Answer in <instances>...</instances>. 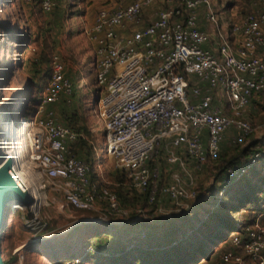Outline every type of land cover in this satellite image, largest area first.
<instances>
[{"label": "built area", "instance_id": "1", "mask_svg": "<svg viewBox=\"0 0 264 264\" xmlns=\"http://www.w3.org/2000/svg\"><path fill=\"white\" fill-rule=\"evenodd\" d=\"M54 1L38 0V6L48 12ZM158 3L166 6L158 7L145 23L144 12ZM249 3L251 11L227 30L212 0H131L95 14L89 40L96 82L102 89L92 106L105 130V152L127 172L137 191L147 193L149 203L159 202L161 195L185 209L183 201L196 196L179 177L158 185L160 169L148 165L157 156L158 146L166 151L169 162L184 166L181 153L200 170L217 158L227 132L229 145L242 143L252 133L244 114L252 99L264 91V0ZM202 18L207 27L201 25ZM210 42L213 47L206 46ZM49 67L35 116L25 117L18 107L12 111L22 137L7 172L35 202L28 207L12 204L11 210H29L23 224L35 229L36 210L48 190L62 194L76 209L104 210L101 218L107 224H122L128 210L112 191L104 192L105 204L100 205L88 164L72 150L80 133L58 123L54 111L45 108L61 96L69 97L72 88L58 54L50 56ZM218 94L227 102L229 113L218 105ZM13 104L2 108H15ZM11 141L10 130L2 124L0 153L5 158ZM263 157L264 138L245 168L227 170L224 183L241 177ZM158 211L167 212L161 207ZM109 215L112 218L107 219ZM225 247L216 262L199 264H264V202ZM89 250L93 251L90 245L85 252Z\"/></svg>", "mask_w": 264, "mask_h": 264}, {"label": "rangeland", "instance_id": "2", "mask_svg": "<svg viewBox=\"0 0 264 264\" xmlns=\"http://www.w3.org/2000/svg\"><path fill=\"white\" fill-rule=\"evenodd\" d=\"M130 1L55 0L52 9L44 12L39 8L38 0H31L30 3L22 0H0V107L5 103L13 102L14 109L18 107L25 117H34L39 94L44 88L49 72V58L54 53L58 54L64 65L65 76L76 91L74 98L64 97L66 101L64 110L72 109V105L77 110L79 121L76 126L81 127L80 131H83L86 136L87 145L94 157L90 177L97 189L100 205L105 204L102 200L105 191H112L118 195L129 193V197L137 196L139 192L133 186L127 172L105 152V130L92 106L101 94L102 88L96 82L89 29L99 9L122 5ZM212 1L217 18L220 24H223L224 30L251 11L249 0ZM160 6L166 5L158 3L146 10L143 21L148 23ZM34 65L38 70L36 74H33ZM217 97L218 105L229 113L227 102L219 94ZM60 101L49 104L45 108L53 110L56 121L64 124L63 115L60 112L63 104ZM244 116L253 127L252 133L235 146L228 144L229 131L224 135L222 148L232 151L235 147L245 148L252 141L259 143L262 141L264 138V91L252 99ZM178 154L182 156L184 166L178 162H169L166 151L162 146H158V154L151 160L153 166L160 169L158 185H167L175 177H179L186 189L198 193L196 200L190 198L183 201L187 207L181 209L167 197L160 195L157 207L167 211L161 213L158 208L150 204L139 206L140 203H137L135 206L127 202L124 206L121 205L123 209L128 210L122 220L127 217H138L153 226L150 232L149 229L144 230L148 233L146 238L151 241L152 250H143L135 246L129 247V250L125 252L133 238L134 243H143L139 242L142 228L135 226V223L126 228H108L111 225L104 222L85 223L87 219H95L100 215L103 217L106 212L76 209L66 203L62 194L47 190L36 210L35 229L27 228L23 224V217L30 215L29 210L7 209L5 211L0 246L2 260L6 264H60L65 259L81 256L89 243L98 240V236L106 234L107 241H115V247L120 249L122 254L111 258L89 255L81 260V264H199L203 261L210 263L217 258L220 249L226 245L228 239L235 235L234 227L231 224L227 228L222 225L215 216H212L213 211L224 213L235 224L240 225L257 213L256 207H259L257 205L260 201L261 204L264 202V191H256L257 201L254 204L256 207L246 202L248 191L253 190L255 186L252 183H247L249 188L246 187L245 181L234 184L225 192L218 193V189L212 192L216 188L214 173L217 162L215 159L207 161L200 170H196L184 154ZM24 172L29 179V170L25 168ZM173 215L179 217L178 225H180L179 221L191 217L190 222L184 221L185 226L182 230H187L189 224H196L195 227L202 229L199 241L196 242L200 243L199 247L204 254L200 257L196 256L194 261L188 262L183 255L186 252H195L196 245L190 242L185 248L178 243L172 244L168 235H165L164 231L162 232L164 235L160 234L162 230L159 231L158 226L153 224L155 222L151 221ZM109 216L106 218H112ZM200 219L208 221L210 226L202 225L203 222L202 220L199 222ZM105 231H111V234ZM219 233L227 238L224 240L219 238ZM113 236L114 240L111 238ZM192 236L194 234H191ZM37 237L40 239H36ZM103 237L102 239H105ZM26 243L28 245L23 246ZM160 248L163 249L160 250ZM205 255L209 256L208 259H205Z\"/></svg>", "mask_w": 264, "mask_h": 264}, {"label": "trees", "instance_id": "3", "mask_svg": "<svg viewBox=\"0 0 264 264\" xmlns=\"http://www.w3.org/2000/svg\"><path fill=\"white\" fill-rule=\"evenodd\" d=\"M35 67L36 66L34 65L33 74L38 73V70ZM75 95H76V91L74 89V86L72 85L71 94L69 95V97L72 99L75 97ZM65 98L63 96L62 99L60 97L57 100V101L61 100L60 102H62V104H63L62 105L63 109H60L61 110L60 112L63 115V121L65 122L64 124L71 127L74 131L80 133V135L77 138V141L72 145V150L79 158L83 159L88 164V166H89L88 175H89L90 180L92 181V179L90 177V172H91L92 167H93L94 157L90 151L89 146L87 145L86 136L84 135L83 131L82 132L80 131L81 127L76 126V123L79 121V118H78L77 110L75 109L74 105H72L73 106L72 109H68V110L65 109L67 111L64 110V107H66ZM57 101H55V102H57ZM68 111H69V113H68ZM258 144H259L258 141H252L249 144V146H247L245 148H241V149L235 147L232 149V151H231V149L227 150L225 148H222V146H221L219 155L215 159V161L217 162V164H216L217 166L215 167V173H214L215 174L214 175V183L216 184V188H214V190L212 192L216 191L217 189H218V193L223 192V191L225 192V190L227 188H230L234 184L240 183V182L246 181L245 184L252 183V185H255V186H254L253 190L250 189L248 191V195H247L248 197L246 198V202L250 203L252 206L256 207V205H254V204H256L255 201H257L255 199L256 198V195H255L256 191H258V190H259V192L264 191V157L262 159H259L257 163L251 165L248 169H246L244 174L241 177L232 178L229 184L224 183V180L227 177V170L229 168H241V167L245 168L247 166V164L249 163V160H250V155L255 151ZM148 165L150 167H152L153 162L151 160L148 161ZM253 179H255V180H253ZM246 187L249 188V184H247ZM128 194L129 193L125 194L126 196L124 194L123 195L117 194L120 205L124 206V203H127V202L130 203L131 202L135 206H137V203H140L139 206H142V205L145 206L144 204H150V205H153L156 209L158 208L157 205L159 204V202L149 203L146 192H138L137 196H133V197H129ZM158 196H159V194H158ZM197 198H198V193H196L194 200H196ZM260 204H261V201H260ZM260 204L257 205L259 207H256L258 209V211H260V209H261ZM210 212H212V211H210ZM207 216L208 215H206V217ZM212 216H215L216 219H218V221L221 222V224L224 225L226 228L229 227V224H231V226L234 227L233 228L234 231L241 230L251 220V218H250L246 222H243L240 225H237L230 218H228L227 215H225L224 213H222L220 211H213ZM174 217H175V219H173ZM176 217H178V216L173 215V216H170V217L165 218V219H159V220L153 219L151 221L155 222L153 224L158 226L157 228L159 231L162 230V231H160V234L164 231V234L168 235V238L171 239V243L173 242L172 244L178 243L180 245L185 246V248L187 246H189L190 242H192L194 245H196V246H194L195 252H190V253L186 252V254L183 255L184 257H186L188 259V262L194 261L196 256L200 257L202 254H204L203 253L204 251H202V249L199 247L200 243L196 242L197 240L199 241V235L201 236L202 229H199V227H195L196 224H193V225L189 224L187 226V230H185V229L182 230V228H184V226H185L184 221L190 222L191 217H189L187 219L185 218L186 220H184V221L183 220L179 221L180 225L177 224L179 217L177 219H176ZM205 219H200L199 222H201V220H202V222H203L202 225H206L209 227L210 224H208V221L205 222ZM180 220H181V218H180ZM133 223H135V226H138L139 228L143 229L139 235V242H143V243H134L135 240L133 238L132 242L125 249V252L127 250H129L128 249L129 247H135V246H138L143 250H152L153 248H152L151 241H149L146 238V236H148V233L144 231L146 229L147 230L149 229V232H150V230L153 227L148 221L141 219V218L139 219L138 217H127V218H125V220H123L122 225H118V226L111 225V227H108V228H116V227H125L126 228L127 226H131ZM212 224H213V222H212ZM186 231H188V232H186ZM105 232H108V234H111V231H105ZM191 234H194V236L191 237ZM101 236L102 237L104 236L105 239H102ZM101 236H98V240L88 244V245L92 246L93 251L89 250L87 252H83V254L81 256L77 257L80 259L78 264H81V260L85 256H89V255L99 256L100 258H111V257H119L122 254L121 253L122 251L115 247V241L108 242L109 240L107 241L106 238H108V236L106 234L101 235ZM218 237L223 239V240L227 238V236L225 237V235H223L222 233L221 234L219 233ZM111 238H113V240H114L115 237L113 236ZM161 249H163V248H160V250ZM225 249H226L225 246L223 248H221L217 258L212 260L210 263L216 262L218 260L219 255ZM204 257H205V259H208L209 256L205 255ZM68 259H74V257H71ZM68 259L63 260L60 264H63V262L68 260ZM169 263H170V261H169ZM4 264H6V263L4 262Z\"/></svg>", "mask_w": 264, "mask_h": 264}, {"label": "water", "instance_id": "4", "mask_svg": "<svg viewBox=\"0 0 264 264\" xmlns=\"http://www.w3.org/2000/svg\"><path fill=\"white\" fill-rule=\"evenodd\" d=\"M4 158V154L0 153V161ZM10 165L11 161L8 160L0 166V246L1 233L5 224V211L9 209L10 205L12 204H19L21 206L28 207L35 202L34 196L30 192L23 191L10 177L9 173L7 172ZM0 264H4V261L1 257V248Z\"/></svg>", "mask_w": 264, "mask_h": 264}, {"label": "bare ground", "instance_id": "5", "mask_svg": "<svg viewBox=\"0 0 264 264\" xmlns=\"http://www.w3.org/2000/svg\"><path fill=\"white\" fill-rule=\"evenodd\" d=\"M13 110H16V109L11 107L7 110L6 109L4 110L2 107H0V126L2 124H4L7 127V129L10 130V134H11V138H12V141L5 148L6 149V158H4L3 160L0 161V166L3 165V163L8 161V160L11 161L14 158H17V155H18V144L21 141L22 134H21V125L15 123L16 119L14 116L15 113L13 114V112H12ZM16 170H18V169H16ZM11 173H12V171H11ZM11 207H9L10 210H11ZM27 245H28V243L24 244L23 246H27Z\"/></svg>", "mask_w": 264, "mask_h": 264}, {"label": "crops", "instance_id": "6", "mask_svg": "<svg viewBox=\"0 0 264 264\" xmlns=\"http://www.w3.org/2000/svg\"><path fill=\"white\" fill-rule=\"evenodd\" d=\"M201 25L206 26V27L208 26V24H206V22L203 20V18L201 19ZM206 46L213 47V43L210 42V43L206 44ZM188 161L191 162L189 159H188ZM94 222H104L105 224H107L105 221L102 220L101 215L95 219L85 220V223H94Z\"/></svg>", "mask_w": 264, "mask_h": 264}]
</instances>
